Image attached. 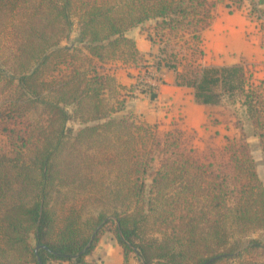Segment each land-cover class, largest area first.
Masks as SVG:
<instances>
[{
	"label": "trees",
	"instance_id": "16d2710c",
	"mask_svg": "<svg viewBox=\"0 0 264 264\" xmlns=\"http://www.w3.org/2000/svg\"><path fill=\"white\" fill-rule=\"evenodd\" d=\"M221 2L248 4L264 27V0H0V264H94L106 233L122 264H264V182L247 137L200 153L181 131L155 134L119 116L106 68L173 71L196 103L239 106L264 154V80L245 62L203 63ZM149 21L154 73L127 36Z\"/></svg>",
	"mask_w": 264,
	"mask_h": 264
},
{
	"label": "crops",
	"instance_id": "0c3cea01",
	"mask_svg": "<svg viewBox=\"0 0 264 264\" xmlns=\"http://www.w3.org/2000/svg\"><path fill=\"white\" fill-rule=\"evenodd\" d=\"M220 4H224L227 7L226 2L217 4L213 13L214 17L212 24L202 35L203 47L205 50L203 63L206 65L231 66L240 62H245L252 69L255 79L264 80V27L262 28L255 20V22H252L247 18L245 13L239 11H228L226 15L220 18L217 13H215ZM137 28L129 30L127 36L135 41L137 49L141 53L147 55L153 50V46L146 35H142L139 32L136 34L131 33L132 30ZM113 65L116 66L114 67L115 69L117 68L115 71H119V73H123L127 77L132 75L131 73L133 70L136 72L139 71V69L134 67L124 66L120 62H116V64ZM161 74L163 81L159 86L158 95L144 97L142 93H136V99H134V101L130 102L125 100V111L128 110L132 112L133 109H131V106L135 111L147 109L151 107L150 101L152 100L155 101L158 106H161L158 110L151 109V119L155 121H157V119H162L169 122L173 118L181 115L186 124H192L193 121L198 120L199 126L205 122L206 117L204 111L213 107L196 103L190 88L177 86L175 84V72L162 70ZM118 75L119 74L115 72L117 82ZM130 82L132 81L130 80ZM255 138L257 139V137ZM116 244V241L113 240L111 247L114 248ZM105 246L106 244H101L100 240L95 251L100 247L105 248ZM93 254L89 258L90 262H93L91 260ZM93 263L95 264V262Z\"/></svg>",
	"mask_w": 264,
	"mask_h": 264
},
{
	"label": "rangeland",
	"instance_id": "374dc122",
	"mask_svg": "<svg viewBox=\"0 0 264 264\" xmlns=\"http://www.w3.org/2000/svg\"><path fill=\"white\" fill-rule=\"evenodd\" d=\"M247 5L248 4H245L240 10V9H236V6L233 4L230 5L229 7H226L224 4H220L218 9L215 11V13H217V15L220 18L226 15L228 11L231 12L239 11L245 13L246 15ZM249 20L255 22L253 19H249ZM154 24H155L154 21H149L143 27L132 30L131 33L136 34L139 32L142 35L148 36V33H153L151 28L154 27ZM74 35H75L74 33L71 35V39L74 37ZM70 43H71L70 41H64L62 45H70ZM152 46H153V50L146 55L148 61L146 62V64H144V65H148L149 68L152 66L151 64L152 58L150 57V55L151 53L154 54L157 52V46L156 45H152ZM0 50H1L0 54L1 53L5 54V34H2L0 36ZM114 67L116 66L115 65L106 66L107 69H112L113 70L112 72L114 73L116 72L117 74H119L117 77L119 83L118 85L120 86L119 88L120 97L130 102L134 101V99H136L135 98L136 93L138 94L141 93L139 89L133 90L134 87H140L141 89H144L141 83L138 84V77L142 79V77L144 76L147 77V74L144 71L136 72L135 70H133V72L131 73L132 75L130 77H127L123 73H119V71H115L117 68L115 69ZM150 71L154 73L155 68H150ZM156 77L160 79V81L158 80L157 82L158 83L157 89H155V91H152V89H144L146 91V93H142L144 97H153V95H158L157 92H159V86L163 81L161 72L159 74H156ZM130 80L132 82H130ZM150 80L151 79L147 78V81ZM125 83H129V84H125ZM3 98L4 97L0 95V104ZM150 105L151 107L139 111H135V109L131 106V109H133L132 112L127 110L119 114V116L128 113H133L135 119L138 122L148 124L150 127H152L151 128L152 132L158 135L167 134L170 132L177 133L181 131L182 133H184L185 139L188 142H192V144H194V146L197 148V150L200 153L206 152L207 150L206 147L209 144L216 146L224 145L225 137L240 138V136L244 134L247 137V141L249 143L251 153L256 161L258 174L261 180L264 182V154L261 151L258 140L253 135V131L250 126V123L243 116L239 106H231L229 108H227L226 106H220V107L218 106V107L209 108L204 111L206 117L205 122H203L201 125L198 126V122H197L198 120L193 121L192 124H186V122H184V118L180 114H179L180 116L173 118L169 122L162 119L160 120L157 119V121H155L154 119H151V109L158 110V108H161V106H158V104L152 100L150 101ZM4 126L5 123H1L0 121V150L2 151H5V147L7 146L5 132L3 133L2 131V128H4ZM70 126H72L74 129H77L79 127V125L74 122L73 123L71 122ZM113 240L114 239L111 233H106L102 237L101 244H106V246L105 248L100 247L94 252L91 260L95 262V264H122L121 249L117 244L115 245L114 248L111 247ZM133 264H137V263L133 262Z\"/></svg>",
	"mask_w": 264,
	"mask_h": 264
},
{
	"label": "built area",
	"instance_id": "2783aa9c",
	"mask_svg": "<svg viewBox=\"0 0 264 264\" xmlns=\"http://www.w3.org/2000/svg\"><path fill=\"white\" fill-rule=\"evenodd\" d=\"M150 68H154L153 66H151ZM150 68H148V70H149V72L151 73V71H150ZM137 69H139V71H144L145 72V70H142V69H140V68H137ZM146 73V72H145ZM141 76V75H140ZM147 78H149V79H151L150 81H147ZM158 82V80L157 79H155V78H153V77H151L150 75H147V77H142V79L140 78V77H138V84H140L141 83V85L144 87V84L145 85H148V88L149 89H152V91H155V89H157V83ZM138 89H141L140 87H137Z\"/></svg>",
	"mask_w": 264,
	"mask_h": 264
}]
</instances>
